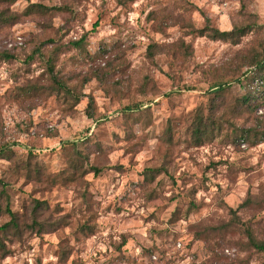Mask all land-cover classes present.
Here are the masks:
<instances>
[{
  "label": "rangeland",
  "instance_id": "374dc122",
  "mask_svg": "<svg viewBox=\"0 0 264 264\" xmlns=\"http://www.w3.org/2000/svg\"><path fill=\"white\" fill-rule=\"evenodd\" d=\"M0 17V226L19 223L0 264H264V83L234 80L264 0H0Z\"/></svg>",
  "mask_w": 264,
  "mask_h": 264
},
{
  "label": "trees",
  "instance_id": "16d2710c",
  "mask_svg": "<svg viewBox=\"0 0 264 264\" xmlns=\"http://www.w3.org/2000/svg\"><path fill=\"white\" fill-rule=\"evenodd\" d=\"M50 8H47L41 4H30L28 6V8L26 9L27 13H31V12H35V11H40V12H46L49 11ZM52 10H61V7H54L52 8ZM1 19V17H0ZM98 26V21H95L93 23V28L95 29ZM248 31H250V28L248 26H234L232 29L228 30V31H221L219 29L216 28H211L208 26H205L204 28L200 29L199 32L202 35H207L209 38L214 39V40H222V41H228L231 42L233 44H237L241 37H243ZM82 39V38H81ZM72 46H77V47H81L82 45V40H77V41H73L71 42ZM248 56L249 59V63L248 65L253 67V71L251 70H246L244 72L241 73V75L239 77H236L234 80L237 81L238 83L241 82L242 78H246L248 77L249 73H253L251 74L252 76H249L248 78H251V81L258 79V80H262L264 83V47L261 48L260 50H251L249 52H247V54H252ZM11 57V56H8ZM48 70L49 73L51 74L52 80L53 82L58 85V87L60 89L65 88L66 90H68L65 85L62 82H59L56 77L53 74V66L51 64H49L48 66ZM226 84H230V83H225V82H216L215 84H213V86L211 87V90L214 92H219L221 90H223L226 86ZM242 101L244 102H248L249 101V97L248 96H244L242 97ZM88 115L91 117V114L88 113ZM202 127H206L205 124L203 123V120L200 119L197 122V126L195 129V133L197 134V136H199V133L201 131ZM252 130H246L245 134L246 136H253L254 134L252 133ZM243 134V132H242ZM245 134H243L245 136ZM260 138L264 139V131L261 132L260 134ZM243 136V137H244ZM257 141V140H255ZM73 144V143H72ZM4 148L0 147V157H2L5 152H4ZM95 173H98V170L95 168L94 169ZM35 207H40L41 203L39 201L35 202ZM9 211V210H7ZM11 214V219L4 223L2 226H0V231H8L9 229H14L16 231H19V223L16 220V216L9 212ZM250 242L251 244L258 250L260 251H264V242H257L255 241L253 238H250ZM0 246H2V243L0 242Z\"/></svg>",
  "mask_w": 264,
  "mask_h": 264
}]
</instances>
